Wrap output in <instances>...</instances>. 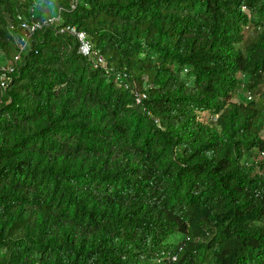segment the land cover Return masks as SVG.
Returning a JSON list of instances; mask_svg holds the SVG:
<instances>
[{"label":"trees","instance_id":"trees-1","mask_svg":"<svg viewBox=\"0 0 264 264\" xmlns=\"http://www.w3.org/2000/svg\"><path fill=\"white\" fill-rule=\"evenodd\" d=\"M45 3L104 64L54 23L11 62L0 264H264V0H0V52Z\"/></svg>","mask_w":264,"mask_h":264},{"label":"built area","instance_id":"built-area-1","mask_svg":"<svg viewBox=\"0 0 264 264\" xmlns=\"http://www.w3.org/2000/svg\"><path fill=\"white\" fill-rule=\"evenodd\" d=\"M60 8L57 9L56 12H53V14L48 17L46 20H37L33 19L31 21H26L22 14L19 12L15 13V21L17 22L18 26L21 28V34L18 38V43L16 45V48L13 50L11 54V62L13 63L17 58L19 53L26 47L28 43V35L30 32H32L35 28H38L41 26V24H47V23H54L55 25H59L58 30L59 31H67L71 34H73L78 42V50L80 53L85 55L88 58H91L95 65H103L104 59L103 57L98 54L94 49H92V43L90 40L86 37V34L83 30L76 28L74 25L69 23H62L61 17H60ZM12 25L9 26L11 28ZM11 64L8 66H2L0 68V89L3 88V86L6 83V72L11 70ZM144 96L143 92H136L135 93V101H139ZM249 98V94L247 95Z\"/></svg>","mask_w":264,"mask_h":264},{"label":"rangeland","instance_id":"rangeland-1","mask_svg":"<svg viewBox=\"0 0 264 264\" xmlns=\"http://www.w3.org/2000/svg\"><path fill=\"white\" fill-rule=\"evenodd\" d=\"M41 2H43V0H41ZM35 11L41 13L40 16H41L42 20L43 19L46 20L48 17H50L53 14V9L51 8V6L48 3L40 5L38 8L35 9ZM15 37L16 36L14 35L10 53L8 55H5L4 53L0 52V68L2 66H8L9 64H11V54H12L13 50L16 48V45L18 43V41L16 42ZM245 78L243 79L244 81H245ZM248 94H251L250 90L243 87L241 84L239 89L232 96V98L235 100H238V101H246L247 99H249L247 97ZM261 132L264 133V122H263V125L261 127ZM260 158H262V159H260ZM243 160L246 161L247 163H250V162L255 163V168H256L257 172L264 176V156L259 157V155H257L255 149H252V151L249 155H244ZM259 160H260V162H259Z\"/></svg>","mask_w":264,"mask_h":264}]
</instances>
